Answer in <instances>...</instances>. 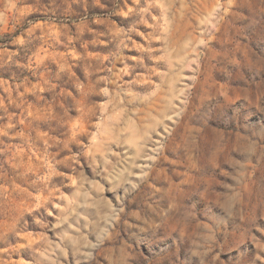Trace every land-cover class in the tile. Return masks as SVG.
Here are the masks:
<instances>
[{
    "label": "rangeland",
    "instance_id": "374dc122",
    "mask_svg": "<svg viewBox=\"0 0 264 264\" xmlns=\"http://www.w3.org/2000/svg\"><path fill=\"white\" fill-rule=\"evenodd\" d=\"M0 264H264V0H0Z\"/></svg>",
    "mask_w": 264,
    "mask_h": 264
},
{
    "label": "bare ground",
    "instance_id": "6f19581e",
    "mask_svg": "<svg viewBox=\"0 0 264 264\" xmlns=\"http://www.w3.org/2000/svg\"><path fill=\"white\" fill-rule=\"evenodd\" d=\"M143 26V25H142ZM170 36V35H169ZM166 39V38H165ZM177 41V37L175 36L174 31H172L171 38H170V43H172V46H175Z\"/></svg>",
    "mask_w": 264,
    "mask_h": 264
}]
</instances>
